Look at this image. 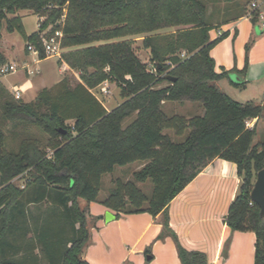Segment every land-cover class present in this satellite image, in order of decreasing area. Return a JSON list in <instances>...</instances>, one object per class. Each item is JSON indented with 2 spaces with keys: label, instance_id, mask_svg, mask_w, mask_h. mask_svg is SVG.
Masks as SVG:
<instances>
[{
  "label": "trees",
  "instance_id": "trees-1",
  "mask_svg": "<svg viewBox=\"0 0 264 264\" xmlns=\"http://www.w3.org/2000/svg\"><path fill=\"white\" fill-rule=\"evenodd\" d=\"M251 2L240 6L233 20L245 16ZM20 10L43 16L42 28H62V45L71 48L63 59L80 72L82 81L72 87L64 79L59 92L44 88L31 102L1 94L0 264H91L82 256L90 238L89 204L100 201L106 174L139 161L145 165L133 173L134 180L114 177L102 203L117 216L163 212L159 237H174L181 264H210L206 252L182 245L170 228L168 205L216 158L236 163L240 177L224 222L232 230L256 234L254 264H264V218L251 198L257 174L264 169V136L255 141L257 123L247 125L249 119H264V102L236 100L222 88V79L236 86L245 82H233L229 71L215 69L211 49L228 32L212 39L216 26L207 4L0 0V46L4 27L40 45L38 31L26 34ZM168 27L176 30L155 33ZM137 36L143 37L155 70L136 53ZM183 51L187 55L182 57ZM41 57L46 58L43 51ZM6 60L0 48V64ZM105 80L116 83L124 99L110 111L91 91ZM164 81L168 84L159 87ZM185 100L200 103L203 112L186 117L163 110L166 102ZM129 117L133 119L124 125ZM9 121L12 136L20 138L10 147L4 129ZM30 125L47 134V140L30 133ZM168 130L184 139L175 141ZM16 177L24 179L23 187L14 183ZM140 183H151V194ZM43 202L51 207L43 216H33L30 205Z\"/></svg>",
  "mask_w": 264,
  "mask_h": 264
},
{
  "label": "crops",
  "instance_id": "crops-1",
  "mask_svg": "<svg viewBox=\"0 0 264 264\" xmlns=\"http://www.w3.org/2000/svg\"><path fill=\"white\" fill-rule=\"evenodd\" d=\"M22 21L25 27L23 18ZM220 31L228 32V35L211 49L215 69L219 73L223 69L229 71L233 82H245L244 85L236 86L229 79H222V88L236 100L264 102V30L259 20L245 16L238 20L232 19L218 31L211 30L212 39L219 36ZM26 34L30 35L27 31ZM0 48L6 56V63H32L34 74L42 70L38 64L49 59L43 58L34 64V55L25 46L23 51L19 50L15 40L7 39L5 34ZM58 59L64 63L62 68L70 67L63 58ZM21 70L17 71L21 75L12 83L8 76L17 72L5 74L0 71L1 103L3 91L16 98L15 88H19L20 99L31 102L44 88L49 89L47 76L54 71L45 70L47 76L41 74L33 79L28 76L30 73L26 69ZM259 121L254 118L250 127L256 123L258 125ZM133 164H139L135 169L138 171L145 162ZM239 184L236 163L216 158L168 205L170 228L182 245L190 250L206 252L210 264H254L256 234L232 230L224 222ZM109 190L104 197L100 196V201L89 204L90 238L84 247L83 258L91 264H181L174 237L171 234L159 237L163 230V212L156 216L149 212L121 213L117 216L115 210L102 203ZM108 211L115 215V219L107 221ZM148 249L151 251L149 254L146 252Z\"/></svg>",
  "mask_w": 264,
  "mask_h": 264
},
{
  "label": "rangeland",
  "instance_id": "rangeland-1",
  "mask_svg": "<svg viewBox=\"0 0 264 264\" xmlns=\"http://www.w3.org/2000/svg\"><path fill=\"white\" fill-rule=\"evenodd\" d=\"M203 1L208 6V13H209L210 22L216 26L213 30L218 31V28L224 25L223 22H227L228 20H231L234 18L235 11L240 6H242L247 0H203ZM18 13L24 19L25 28H26L27 33L31 34V33L38 30V21L40 22V20H39V16L34 11H32V10H20ZM175 30H176V27H168V28L158 30L155 33L165 34V33L174 32ZM3 34H5L6 38L10 39L11 41L15 40L16 46L19 50L23 51L24 46L26 47L25 39H24L23 35L20 34L19 32L15 31L14 33H11V32H8L6 30V27H4ZM142 39H143L142 36L134 37L133 46H134L136 53L139 55V57L143 61L147 62L148 66L151 67V65H153L154 62L150 60V57H151L150 51H149V49H146L143 46V43H142L143 40ZM70 49L71 48H69L68 50H70ZM182 57H183V55H182ZM63 64H64L63 61L56 58V57L55 58H49V59L44 60L42 63L38 64V67L40 69H42V70H40V72L36 71L35 72L36 74H34V71L32 68L31 69L33 72H29L27 69H26V72L28 74L30 73L28 76L33 77V79H37V76H40L41 74L46 75V74H44L45 70L54 71L53 74L48 75V76L46 75L47 76L46 83L48 85H50L49 89H51L54 93H57L61 90V84L60 83L63 82L64 79H66L72 87H75L79 81H82L79 71H77L76 69H72L68 66H66L65 68H62ZM0 66H1V64H0ZM21 69H23V68H20L19 71H22ZM20 75H21V72L11 74L8 76V80H10V82L12 83V82L16 81ZM167 84H168V82L164 81L159 85V87L163 86V85H167ZM92 90L97 94V96L102 100L104 105H106V107L109 109H113L114 107L119 105L124 100L122 98V95H121L120 87L114 82H109V93L107 95H105V94H103V92H101L99 85L97 87L93 88ZM0 105H1V101H0ZM163 110L168 115H172V114L177 113V114L185 115L186 117H191V116L196 115V114H201L203 112V107L200 103H197V102H194L191 100H185L183 102H180V101L166 102L163 105ZM0 116H1V109H0ZM132 119H133L132 117L126 118L124 125H127L129 123V121H131ZM252 120L253 119H249L247 121L248 127H250L252 125ZM73 123H74L73 120L69 121L70 125ZM13 128H14L13 122H10V121L7 122L4 126L5 132L7 134V146L8 147H10L12 145L13 146L17 145V143L20 140L19 137L17 138L16 136L15 137L12 136L11 130ZM28 129H29L30 133H34V134H36V136H40L44 140H47L48 135L43 134L36 126L30 125L28 127ZM257 131H258V134L255 138V141L261 140L262 137L264 136V119H262V121L260 119V121L257 125ZM168 133L171 135V137L175 141H181L184 139V136H177L171 130H168ZM11 138H13V140H11ZM138 166H139V164H130V165H127L124 167L117 166L116 170L113 174H106L102 180V189H101L100 196L104 197L106 195V193H107L106 191H108L111 188V186L113 185L112 179L114 177L121 178L123 181L134 180L133 173ZM13 181H14V183H16L17 185H20L22 187H23V184L25 183L24 179L20 178V177L14 178ZM141 185L147 193L151 194V191H152V184L151 183H145V184H141ZM82 204H83V201H82ZM50 207H51L50 202H43L40 204H31L30 205L31 212H32L33 216H36V217L37 216L40 217V215L43 216V214ZM38 253H40V252L38 251ZM42 264H46L45 260H43Z\"/></svg>",
  "mask_w": 264,
  "mask_h": 264
},
{
  "label": "built area",
  "instance_id": "built-area-1",
  "mask_svg": "<svg viewBox=\"0 0 264 264\" xmlns=\"http://www.w3.org/2000/svg\"><path fill=\"white\" fill-rule=\"evenodd\" d=\"M39 16V15H38ZM245 17L253 19V17H257V20L260 21L261 27L264 30V0H253L249 6V11L245 15ZM43 16H39L38 21V32H39V42L40 45L27 41L26 42V49L31 54L34 55L33 63H39L43 58L41 57L42 51L45 53L46 58H63L64 53L67 51L66 48L62 45V39L64 36V32L62 28H58L53 31V25L50 24L46 28H42V23L44 21ZM222 34V32L220 31ZM183 56H186V52L182 53ZM32 63H27L25 65H18L17 63H5L0 66V71L2 73H14L20 70V68L27 69L29 72H32L31 69ZM152 70H155V65H151L150 67ZM109 82L105 80L102 82L99 87L103 94L107 95L109 93ZM92 92L97 96V94L92 90ZM15 96L16 98H21V92L19 88H15ZM98 97V96H97ZM99 98V97H98ZM100 99V98H99Z\"/></svg>",
  "mask_w": 264,
  "mask_h": 264
},
{
  "label": "water",
  "instance_id": "water-1",
  "mask_svg": "<svg viewBox=\"0 0 264 264\" xmlns=\"http://www.w3.org/2000/svg\"><path fill=\"white\" fill-rule=\"evenodd\" d=\"M170 79L174 80L175 78L170 76ZM4 180L0 175V186H3ZM251 198L254 202H256L261 208V216L264 218V169L260 170L257 174L256 181L254 183V187L251 192ZM107 221L115 219V215L108 211L106 214Z\"/></svg>",
  "mask_w": 264,
  "mask_h": 264
}]
</instances>
